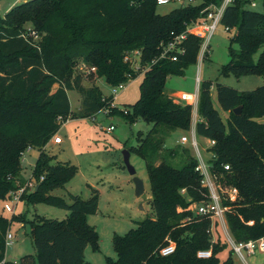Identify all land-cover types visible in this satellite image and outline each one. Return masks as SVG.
I'll list each match as a JSON object with an SVG mask.
<instances>
[{
  "label": "trees",
  "instance_id": "obj_1",
  "mask_svg": "<svg viewBox=\"0 0 264 264\" xmlns=\"http://www.w3.org/2000/svg\"><path fill=\"white\" fill-rule=\"evenodd\" d=\"M211 2L222 0L190 2L161 13L157 0H24L0 16V264H92L85 259L86 248L100 249L99 234L88 222V216L99 209L100 191L92 187L86 199L70 192L68 198L53 194L69 183L78 167L46 150L64 121L92 116L114 98L96 82L83 83L84 73L76 68L80 60L111 86L128 82L147 66L139 97L124 107L110 106L109 114L119 113L131 123L139 118L153 123L145 136L136 132L137 145L126 143V147L145 161L151 188L148 203L154 216L136 221L137 226L123 235L114 234L117 257L107 256L105 263L235 264L233 248L226 259L219 258L228 241L221 236L213 240L211 219L191 208L209 195L196 169L195 152L186 144L167 145L171 131H189L193 121V104L168 95L167 80L197 61L204 34L189 32L183 41L185 51L176 60L160 57L162 43L184 31ZM249 4V0H234L221 17L225 27L236 29L230 59L221 68L224 75L264 76V10ZM29 24L37 38L25 34ZM137 50L139 68L126 59ZM214 85L228 112L227 121L214 105ZM69 89L81 94L78 110L71 107ZM239 105L241 112L236 113ZM198 114L197 137L215 141L208 148L211 171L223 187L238 189L234 201L223 200L229 207L225 218L231 236L236 242L264 237V122L259 120L264 116V84L239 89L202 80ZM29 147L40 151L32 173L37 185L25 190L21 199L64 208L69 211L64 219L29 216L27 211L14 212L11 218L4 215L10 192L27 182L22 157ZM174 160H182L183 165L175 166ZM15 221L30 225L36 253L10 261L6 236ZM215 223L218 228V220ZM168 239L176 242V250L162 256L159 250ZM209 248L211 257H198L199 250Z\"/></svg>",
  "mask_w": 264,
  "mask_h": 264
},
{
  "label": "rangeland",
  "instance_id": "obj_2",
  "mask_svg": "<svg viewBox=\"0 0 264 264\" xmlns=\"http://www.w3.org/2000/svg\"><path fill=\"white\" fill-rule=\"evenodd\" d=\"M22 1L24 0H0V16H3L12 5ZM197 1L199 2L200 0ZM180 5H182L181 1L171 0L168 3L158 5L157 9L161 13H166ZM250 7L260 11L264 10L262 0H258L257 5H250ZM29 28H31V24L28 25L27 30ZM235 31V28L226 29L220 23L209 40L208 55L205 56L202 55V52H199L197 61L189 64L183 74L170 75L167 80L166 90L168 92L180 90L195 93L198 77L201 81L208 79L214 83L222 82L239 89H253L264 84L263 75L248 74L238 77L233 73L228 75L221 73L222 65L230 59L229 46L231 36ZM232 44L236 48L239 46L237 42H233ZM258 54L259 51L255 54L256 58ZM76 68L83 71V82L85 84L96 82L105 95L112 94L111 85L103 77L98 78L95 73L91 74L92 68L88 67L82 60L79 61ZM143 75L144 71L138 74V76L131 78L127 82L126 87L118 91L116 96L118 106L124 107L139 97V85ZM68 94L72 109L78 110L81 105V94L77 89H69ZM212 96L215 107L220 111L223 119L227 121L228 112L222 108L218 100L215 85L212 87ZM193 108L195 110L196 107L194 106ZM95 116L96 119H93L91 116L68 118L59 129V134L64 142L62 144H55L52 140L46 150L55 156L57 160L70 162L78 167L76 175L70 180L69 184L64 188L55 189L53 194L68 198L67 193L71 192L86 199L91 195L88 183H95L102 192L100 193V211L89 216V223L99 234L100 249L94 250L88 246L86 256L93 264H106L107 256L117 257L113 248L114 234L123 235L131 228L137 226L136 221L148 216H154L153 209L148 203L151 197V188L145 161L137 154H131V164L135 167L137 176L145 184V193L139 198L135 194L134 182L132 180L126 182L127 179H130V176L126 174L128 170L123 161V151L126 149V143H128L127 145H137L136 132L142 131L145 136L153 123L142 118L131 123L119 113L108 115L103 111L96 112ZM259 120L264 122V116L259 117ZM111 124L115 125V128L112 131H108L106 128ZM179 132L180 130L170 132L167 138L168 146L176 145L175 140ZM197 139L202 156L205 161H208L211 157V152L208 151L210 147L209 141L207 138L200 136ZM186 145L190 146L194 153L191 143L188 142ZM39 153L38 149H31L23 155L22 175L25 179H29L32 176ZM120 161L123 162L119 165ZM172 163L175 166L183 165L182 160H174ZM109 180L113 181L112 189L109 187ZM68 201L70 202V199ZM142 206L143 208H141ZM24 211H27L29 216L38 213L57 219H64L69 212L64 208L43 203L28 204L21 199L16 205L15 213ZM12 214L11 212L4 211V215L9 218L12 217ZM217 230H215V238H218V234H220L223 241H228V246L219 253V258L224 260L229 256L232 245L222 225H219ZM10 232L13 233L14 239L13 244L8 246L6 250V258L8 260L18 261L26 254L36 253L29 224L24 225L15 221L10 227ZM243 254L245 260L236 252L234 253L233 259L235 264H264L263 252L257 251L253 255H248L244 250Z\"/></svg>",
  "mask_w": 264,
  "mask_h": 264
},
{
  "label": "built area",
  "instance_id": "obj_3",
  "mask_svg": "<svg viewBox=\"0 0 264 264\" xmlns=\"http://www.w3.org/2000/svg\"><path fill=\"white\" fill-rule=\"evenodd\" d=\"M170 1L171 0H157V3L161 5L168 3ZM179 1H181L182 4H187L190 2L192 3L198 2L197 0H179ZM233 1L234 0H222L220 4L216 2H211L208 5H206L202 9V14L199 17H197L195 20H193L191 23H189L184 31L174 34V36L170 40L162 43V51L160 57L168 56L173 60L178 59L179 54L185 51V48L183 46V41L188 36L189 32H193V31H202V33L204 34V39L201 44L200 52H202V55H205V53L209 51V40L212 37L215 30L217 29L218 25L221 23V17L223 15L225 8ZM249 3L250 5L255 6L257 5L258 0H249ZM226 29H228V27H226ZM25 34L27 36L28 35L34 36L35 38L38 37L37 31L31 28H29L25 32ZM126 59L131 60L136 68H139L141 66L140 53L138 50L134 51L133 54L126 55ZM156 60L157 58L154 59L153 62H155ZM146 67L143 68V71L146 69ZM126 84L127 82H121L117 85L111 86L112 94L114 95V98L110 102V106L116 105L115 96L120 89L126 87ZM187 101L191 102L193 104V107L195 106L197 108L198 106L197 93H193L192 96L190 95V99H188ZM110 106H104L99 111H103L109 115ZM91 117L93 119H96L95 113ZM59 118H61V116ZM114 128L115 125L111 124L106 129L108 131H112ZM189 133L190 134H184V136L181 137V142L191 143V146L194 149V152L199 160V164L196 169L200 171L202 175V185L209 189V195L207 201L198 204L195 203L191 206L194 213L196 215L206 216L211 219L212 226L209 229V232L212 234L214 241H216V238L214 236V227L216 225L215 222L218 220V224L222 225L228 237V240L232 245L234 252L239 254L243 258V260H245L243 254L244 250L247 252L248 255H253L257 251L264 253V237H261L259 239H250L248 241L236 242L231 236V234L228 232L226 228L227 221L225 218V213L229 209V207L223 203V200L229 199L231 201H234L238 196V189L236 187H223L218 182L217 175L211 171L209 162L205 161L202 156L195 128L191 127ZM52 140L54 141L55 144H59L62 142L63 138L60 136L59 133H56ZM214 143H215L214 140H209L210 146H212ZM31 149L32 148L29 147L27 151ZM225 169H229L228 164L225 165ZM40 179H43V177H41ZM36 185H37V181L31 176L29 179H27V182L23 187L19 188L16 191H11L9 199L6 200L4 203L5 211L14 213L16 209V205L21 200L22 193L25 190H33L36 187ZM250 223H252V221H250ZM13 239H14V235L9 230L6 236L7 247L13 244ZM167 241H168L167 244L161 247L159 250V254L162 256L170 255L174 253L176 250V242L173 241L172 239H168ZM212 254H213L212 248L199 250L197 253L198 257L200 258H208L211 257Z\"/></svg>",
  "mask_w": 264,
  "mask_h": 264
},
{
  "label": "crops",
  "instance_id": "obj_4",
  "mask_svg": "<svg viewBox=\"0 0 264 264\" xmlns=\"http://www.w3.org/2000/svg\"><path fill=\"white\" fill-rule=\"evenodd\" d=\"M198 83H197V90H196V92L195 93H197V95H198V99H199V87H200V83H201V79H199V77H198V81H197ZM84 83V82H83ZM85 84V83H84ZM92 84V83H91ZM86 85H89V84H86ZM127 85V84H126ZM165 92L168 94V95H171V96H173V97H175V98H179V99H184V100H188V99H190V95L192 96V94L193 93H190V92H188V91H178V90H175V91H171V92H168L167 90H166V88H165ZM116 96H117V94H116ZM115 96V103H116V105H118V103H117V101H116V97ZM131 103V102H130ZM80 107V106H79ZM79 109V108H78ZM198 118H199V114H198V106H197V108H195V110H194V108H193V121H192V127L193 128H195V130H196V122H197V120H198ZM66 122V121H65ZM57 133H59V131L57 132ZM184 134H190L189 133V131H183V132H179L178 134H177V138H176V143H182L181 142V137L182 136H184ZM209 141V140H208ZM64 142V140H62V142L61 143H59V144H62ZM188 143V142H187ZM187 143H182V144H187ZM121 162H123V161H120L119 162V165H120V163ZM121 173V172H120ZM127 175H129L130 176V179H127V181L126 182H130V180H132L133 181V179H132V176L129 174V173H126ZM127 178V177H126ZM129 178V177H128ZM126 180V179H125ZM70 182V181H69ZM110 184H109V187H110V189H112V182L113 181H111V180H109L108 181ZM67 184H69V183H67ZM88 185V187L90 188V189H92V187L93 188H97L98 190H99V188L97 187V185L95 184V183H88L87 184ZM100 191V190H99ZM69 193V192H68ZM71 193V192H70ZM100 193H102L101 191H100ZM100 206H101V197H100V201H99V209H98V211L97 212H99L100 211ZM141 208H143V206L141 207ZM90 216V215H89ZM89 216H88V222H89ZM226 228H227V230H228V232H229V229H228V226L226 225ZM215 230L216 231H218L217 230V227H216V225H215V227H214V234H215ZM219 233V232H218ZM220 238V234H218V238L216 237V239H219ZM87 252V248H86V250H85V259H86V261H88V262H90V263H92V261L89 259V258H87V256H86V253ZM93 264V263H92Z\"/></svg>",
  "mask_w": 264,
  "mask_h": 264
},
{
  "label": "water",
  "instance_id": "obj_5",
  "mask_svg": "<svg viewBox=\"0 0 264 264\" xmlns=\"http://www.w3.org/2000/svg\"><path fill=\"white\" fill-rule=\"evenodd\" d=\"M242 109V105H239L234 108V111L236 113H240ZM131 151L129 147H126V149L123 151V161L124 164L128 170V173L133 177V182L135 185V194L139 198L145 193V184L144 181L137 176V171L135 167L131 164Z\"/></svg>",
  "mask_w": 264,
  "mask_h": 264
}]
</instances>
